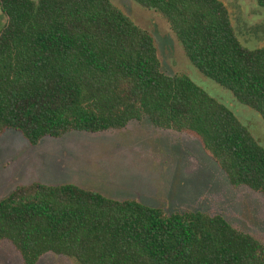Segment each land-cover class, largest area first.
Instances as JSON below:
<instances>
[{
  "label": "trees",
  "instance_id": "trees-1",
  "mask_svg": "<svg viewBox=\"0 0 264 264\" xmlns=\"http://www.w3.org/2000/svg\"><path fill=\"white\" fill-rule=\"evenodd\" d=\"M171 25L192 64L264 120V48L240 41L221 0H133ZM0 138L33 147L148 119L197 138L236 188L264 195V147L186 75L162 71L153 37L111 0H0ZM24 264H264V244L224 216L115 200L74 184L19 186L0 200V243Z\"/></svg>",
  "mask_w": 264,
  "mask_h": 264
},
{
  "label": "rangeland",
  "instance_id": "rangeland-1",
  "mask_svg": "<svg viewBox=\"0 0 264 264\" xmlns=\"http://www.w3.org/2000/svg\"><path fill=\"white\" fill-rule=\"evenodd\" d=\"M111 1L153 37L165 74L190 77L227 105L264 147L262 116L192 64L161 14L133 0ZM221 1L231 14L241 43L250 50L264 48V0ZM7 22L0 7V33ZM35 183L74 184L115 200L138 199L167 213L222 215L234 228L264 244V195L232 186L194 136L158 128L148 119L133 121L124 130L46 138L36 147L21 133L7 130L0 138V200L19 186ZM0 264H24L10 242L0 243ZM39 264L79 263L49 254Z\"/></svg>",
  "mask_w": 264,
  "mask_h": 264
}]
</instances>
